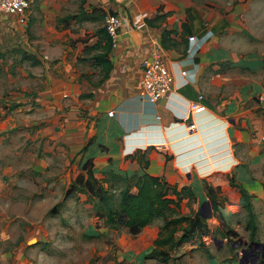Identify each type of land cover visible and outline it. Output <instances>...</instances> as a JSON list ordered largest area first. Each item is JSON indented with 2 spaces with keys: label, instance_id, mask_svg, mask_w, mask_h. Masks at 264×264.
<instances>
[{
  "label": "rangeland",
  "instance_id": "rangeland-1",
  "mask_svg": "<svg viewBox=\"0 0 264 264\" xmlns=\"http://www.w3.org/2000/svg\"><path fill=\"white\" fill-rule=\"evenodd\" d=\"M125 1L32 0L30 8L39 4L47 6L43 14L51 13V19L43 17L37 29H33L32 21L20 27L14 17L7 20L10 26L5 24L9 27L8 35L4 33L0 39V264H264L260 261L264 202L255 195L251 203L257 214L258 230L252 237L245 226L246 212L227 204L228 197L239 198L236 190L230 191L228 197L220 194L228 198L222 212L219 209L221 216L211 211L206 219L209 231L201 238L204 244H185L164 263L144 258L153 247L162 219H153L132 235L122 226H104L98 219L100 210L97 212L82 193L62 201L63 192L81 171L78 166L84 158L81 147L90 140L95 153L104 149V136L100 138L97 122L101 113H93L90 107L93 99L87 95L91 90L84 82L88 74L92 73L88 80L94 82L100 76L93 74H100L97 68L92 70L87 57L93 51L81 49L79 41L87 38L92 42L104 19L82 23L71 20V35L58 29L56 24L62 23L56 20L77 12L83 2L84 7L102 6L106 14L118 12V5ZM184 1L193 5L194 12L200 11L194 9L198 6L218 15L228 9L222 8L227 2L236 13L250 0ZM252 2L264 4V0ZM57 4H60L58 15ZM26 15L28 18L29 14ZM260 22L264 24L263 17ZM241 26L248 29L244 21ZM259 33L254 31L253 38L264 41V34ZM60 41L72 46L65 52L66 63L62 65L59 64L63 55L58 49ZM25 54L36 59H26ZM129 155L125 160H129ZM96 162L94 166H100ZM114 162L115 170H124L119 168L120 160ZM100 171L96 172L98 178L111 177L109 172ZM246 180L249 187H257L252 177ZM122 182L114 179L104 182L116 203ZM193 188L198 194L199 187ZM201 194L196 200H183L180 213L198 210L205 195L203 187ZM206 206L203 212H207Z\"/></svg>",
  "mask_w": 264,
  "mask_h": 264
},
{
  "label": "crops",
  "instance_id": "crops-1",
  "mask_svg": "<svg viewBox=\"0 0 264 264\" xmlns=\"http://www.w3.org/2000/svg\"><path fill=\"white\" fill-rule=\"evenodd\" d=\"M187 3L184 0H126L118 5L116 14L121 20V30L117 47L109 53L112 70L100 81V68L88 59L92 70L97 68L100 74L93 75L100 78L89 81L90 73L84 81L91 90L88 94L93 99L90 106L93 113H101L97 122L100 138L104 136L105 142L103 151H96L93 158V162L100 164L94 168L100 171L112 159L120 160L121 169L137 170V162L125 160L126 156L151 146L146 171L163 176L169 184L199 187L200 198L204 181L217 192L219 189L222 195L235 192V186H231L234 182L264 202V41L253 38L254 31L264 34V24L260 22L261 17L264 19V4L250 0L233 13L234 6L227 2L222 8L228 9L214 15L212 10L198 6L194 9L200 11L194 12L193 5ZM44 7L39 4L27 9L26 18L28 23L35 24L33 29H37L43 17L51 19V13L43 14L48 10ZM94 7L103 8L87 5V14ZM57 10L56 15L60 4ZM60 18L56 21L60 22ZM7 20L0 22V39L2 34L8 35ZM87 21L95 22L80 23ZM243 21L248 29L241 26ZM61 23V26L56 24L58 29L71 35V21L66 26ZM163 29L174 31L166 35L165 45L161 44ZM189 36H194L195 41L190 42ZM93 38L92 42L87 38L79 40L80 48L92 44L97 37L93 35ZM62 42L58 46L63 54L61 65L66 63L65 52L72 48ZM155 45L163 48L174 81L166 97L151 103L140 95L139 79L142 59L149 56ZM183 70L185 75L181 74ZM199 94L203 96L200 102L205 110L190 114L187 106ZM260 95L262 101H259ZM109 110L114 111V116H108ZM187 116L195 128H187L190 124ZM251 177L257 187H249L246 178ZM228 198L227 204L235 210L241 208L238 197Z\"/></svg>",
  "mask_w": 264,
  "mask_h": 264
},
{
  "label": "trees",
  "instance_id": "trees-1",
  "mask_svg": "<svg viewBox=\"0 0 264 264\" xmlns=\"http://www.w3.org/2000/svg\"><path fill=\"white\" fill-rule=\"evenodd\" d=\"M83 3L79 5L77 12L67 14L61 17L59 21L64 22L66 26L71 20L80 22L104 19L103 10L94 7L87 14ZM110 13L117 15L116 12ZM170 33H174V31L163 29L161 33L162 45H165L166 35ZM95 36L97 39L90 45L85 44L84 49L86 52L97 51L88 59L92 61L95 67L100 68L102 73L100 81H103L113 67L109 58L112 42L104 26L96 30ZM25 56L35 60L32 56L27 54ZM92 142L89 140L81 147L80 152L84 156L78 162L81 171L63 192L62 201L77 193H82L95 205L97 212L100 210L98 219H101L104 226L112 228L122 226L127 228L132 235L138 234L153 219H162V225L154 239L153 247L145 254V259L164 263L172 257L173 251L180 249L185 244H196L197 242L201 245L204 244L201 238L209 231L206 218L200 215L199 210L190 214H182L179 211L183 200H196L198 198L197 191L191 185L169 184L163 176H154L146 172L151 146L146 147L143 151L136 150L137 152L128 156L131 162H137V170H115L116 162L109 159L108 166L100 172H109L111 177L98 178L96 176L97 170L94 168L93 158L96 153L91 150ZM112 179L123 181L120 185L117 203L112 199L108 187L104 186V182L112 181ZM234 186L239 196L240 206L247 215L245 226L249 229V235L252 237L256 231V214L252 208V196L242 185L235 183ZM132 187L135 190H131ZM202 187L205 195L201 200L211 201L212 211L221 216L219 209L228 198L220 195L207 181L203 182ZM55 209H57V205L51 211L54 212ZM228 232L235 234L232 230H228Z\"/></svg>",
  "mask_w": 264,
  "mask_h": 264
},
{
  "label": "built area",
  "instance_id": "built-area-1",
  "mask_svg": "<svg viewBox=\"0 0 264 264\" xmlns=\"http://www.w3.org/2000/svg\"><path fill=\"white\" fill-rule=\"evenodd\" d=\"M31 2L32 0H0V19L14 17L19 24L26 23V11L30 7ZM103 26L111 39L112 49L116 48L121 30L120 17L112 13H106ZM188 40L193 42L195 37L189 36ZM141 70L139 83L142 97L151 103H155L169 94L173 86L174 76L166 64L165 52L160 45L153 46L149 56L142 59ZM181 74L185 75L186 71H181ZM202 98V94H199L196 100L189 102L187 110L190 114H199L205 110V106L200 102ZM262 100L263 96L260 95L259 101ZM107 114L112 117L114 116V111L109 110ZM187 128H195L194 122H190Z\"/></svg>",
  "mask_w": 264,
  "mask_h": 264
},
{
  "label": "water",
  "instance_id": "water-1",
  "mask_svg": "<svg viewBox=\"0 0 264 264\" xmlns=\"http://www.w3.org/2000/svg\"><path fill=\"white\" fill-rule=\"evenodd\" d=\"M188 122H191L190 117H188ZM207 200H204L203 202H201L200 206H199V213L203 218H207L209 216H211V211H212V202L209 201V205H207ZM207 205V206H206ZM206 206V210L207 212H203V208ZM260 248H261V257H264V241L260 243Z\"/></svg>",
  "mask_w": 264,
  "mask_h": 264
},
{
  "label": "flooded vegetation",
  "instance_id": "flooded-vegetation-1",
  "mask_svg": "<svg viewBox=\"0 0 264 264\" xmlns=\"http://www.w3.org/2000/svg\"><path fill=\"white\" fill-rule=\"evenodd\" d=\"M202 202H203V201H202ZM199 204H201V203H199ZM198 210H199V209H198ZM261 242H263V241H261ZM261 242H260V243H261ZM260 249H261V248H260ZM260 261H262V263H264V257H261V258H260Z\"/></svg>",
  "mask_w": 264,
  "mask_h": 264
}]
</instances>
